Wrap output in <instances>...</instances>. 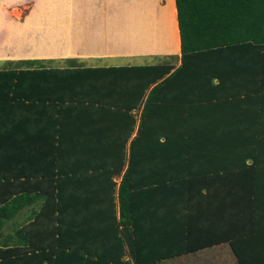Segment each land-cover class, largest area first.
<instances>
[{
	"label": "trees",
	"instance_id": "16d2710c",
	"mask_svg": "<svg viewBox=\"0 0 264 264\" xmlns=\"http://www.w3.org/2000/svg\"><path fill=\"white\" fill-rule=\"evenodd\" d=\"M176 7L179 64L0 62V264H152L222 243L264 264V0ZM36 147L54 190L11 178Z\"/></svg>",
	"mask_w": 264,
	"mask_h": 264
},
{
	"label": "crops",
	"instance_id": "0c3cea01",
	"mask_svg": "<svg viewBox=\"0 0 264 264\" xmlns=\"http://www.w3.org/2000/svg\"><path fill=\"white\" fill-rule=\"evenodd\" d=\"M148 1H153L152 5L150 3L147 7L140 6L147 9L139 11L146 16L145 19H139V15L130 11L131 6L135 10L136 0H0V60H10L3 57L10 58L6 49L16 41L14 34L17 32H20V36H27L26 32L30 29L36 30L40 24L43 27L54 24L59 26L61 22L59 18L69 15L70 28L62 29L59 26L54 30L59 39L61 38L62 44L52 47L47 56L39 54L26 57L59 61L56 63H63L66 59L73 58L85 65L96 66L114 64L94 65L89 64L88 59L158 56V59L153 61L157 62L162 56H175L179 64L182 52L176 0H164L163 3L158 2L157 6L158 0ZM60 3H67L68 6L66 9H63L64 7L59 9ZM134 113L139 117L141 109H135ZM26 140L30 141V137L27 136ZM48 153L45 148H34L29 156L30 162L24 164V168L17 167L16 173H12L11 178H14L13 174H16V178L20 176L26 191L54 190L52 180L46 183L43 180L54 179L59 184L61 182L57 167L53 162H49ZM9 172L11 173V170ZM39 207L41 205L38 202L24 205L11 223L28 221L35 208L39 209ZM8 231L13 232V229L9 227ZM222 244L229 245V243ZM222 244L152 264H183L181 262L183 257H191L185 264H202L201 260L204 261L203 264H239L233 258L232 249L230 252L204 251ZM201 255V259L197 258Z\"/></svg>",
	"mask_w": 264,
	"mask_h": 264
},
{
	"label": "rangeland",
	"instance_id": "374dc122",
	"mask_svg": "<svg viewBox=\"0 0 264 264\" xmlns=\"http://www.w3.org/2000/svg\"><path fill=\"white\" fill-rule=\"evenodd\" d=\"M136 1L137 2L135 4V10L131 6L130 11L132 13L135 12L133 14L139 15V19H145V17H146L145 14L139 13V11L142 12V10L147 9V8H145V7H147V4L151 3V5H152L153 1H148V0H136ZM161 1H162V3L164 2V0H158L156 3V6L158 5V2H161ZM141 5H144L145 7H140ZM58 6H60L59 9H62L61 7H64L63 9H66V7L68 5H67V3L66 4L60 3ZM170 8H169V11H170ZM59 20H61V22H59V26H61L62 29L70 28L71 16L69 17V15H67V16L63 15V18H61V19L59 18ZM59 26H55V24H54V26H52V25L48 26L47 25V26L43 27V25L40 24L36 28V30L30 29L29 32H26L25 34H27V36H20V32H17L18 34L17 33L14 34V37H16V41L12 42L11 46L6 49V53H7V55H9L8 57H10V58H7V56H5L3 58L10 59V60L11 59H38V58H29L26 56L27 55L38 56L39 54H41V56L42 55L47 56V53H49L51 51L52 47L55 48V46L62 44L60 42L61 38L59 39V37L56 35V32L54 31ZM161 58H164V56H162ZM156 59H158V56H155V57L154 56H148V57L141 56V57H132V58H130V57H115V58H107V59H103V60L88 59L87 62L89 64H94V65H96V64H114V65L123 64V65H126V64L152 63L153 61H156ZM1 61H5V60H0V62ZM30 216H32V215H30ZM204 251H228V252H230L231 248L227 244H222V245L216 246L212 249H208V250H204ZM231 252L233 254V258L236 260V263H237L238 262L237 257L235 256L233 251H231ZM201 257H202V255L197 256V258H200V259H201ZM190 259H191V257H183L181 259V262L183 264H185ZM201 262L203 264L204 261L201 260Z\"/></svg>",
	"mask_w": 264,
	"mask_h": 264
}]
</instances>
